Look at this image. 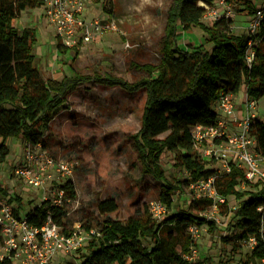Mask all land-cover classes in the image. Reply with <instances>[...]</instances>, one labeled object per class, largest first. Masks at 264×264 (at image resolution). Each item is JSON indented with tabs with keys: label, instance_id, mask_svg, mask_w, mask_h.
<instances>
[{
	"label": "trees",
	"instance_id": "1",
	"mask_svg": "<svg viewBox=\"0 0 264 264\" xmlns=\"http://www.w3.org/2000/svg\"><path fill=\"white\" fill-rule=\"evenodd\" d=\"M201 1L211 5L214 0L173 1L168 11L159 62L134 64L147 75L130 82L112 74L89 75L76 71L73 63L78 59L81 43L71 48L59 43V51H74L69 64L70 74L63 71L62 78H46L34 52L38 27H18L22 13L42 7L45 0H0L1 159L9 152L5 144L9 137L20 136L24 142L41 141L44 144L42 138L54 117L65 107L68 96L83 83L95 81L130 92L144 90L141 127L132 139L142 172L152 174L163 183L160 200L172 209L174 191L215 173L214 168L208 167L211 160L195 155L192 129L198 124L217 123L215 104L220 94H238L245 85L250 98H264V23L256 35L234 33L231 29L233 20L227 17L210 26L205 25L202 21L207 9L199 4ZM245 9L252 16L258 7L247 1ZM194 26H201L206 32L204 41L184 45L180 42L181 35ZM251 40L255 43V54L250 64L247 55ZM207 43L213 44L212 49L206 47ZM251 133L257 139V151L264 157V118H255ZM166 151L174 154L177 166L188 172L187 178L174 184L169 181L161 164ZM242 184L244 189L239 188ZM216 186L218 194L225 198L224 203H218L220 210L229 207L230 196L239 201L227 226L233 235L223 236L222 241L232 243L233 250L239 251L243 243L254 239L252 252L244 264H262L264 184L247 180L244 171L232 164L230 172L217 177ZM63 187L70 200L76 198L71 179ZM0 191L9 194L6 188ZM8 201L16 202V213L19 215L24 211L28 221L35 226L44 224L51 215L55 222L65 227V205L57 207L45 201L26 209L24 199L16 194ZM32 203L30 201L29 205ZM213 205L214 199L199 197L190 199L187 207L179 208L161 221L154 219L148 208L139 216L106 218L98 228L100 235L90 240L81 264H228L223 260L215 262L210 256L195 261L183 257L191 245H197L188 230L190 225H208L211 231L217 230L216 220L202 214ZM98 206L103 215L119 209L113 198L100 201ZM85 227L91 228L89 225ZM145 241L152 246L146 245ZM0 264L14 262L3 259Z\"/></svg>",
	"mask_w": 264,
	"mask_h": 264
},
{
	"label": "rangeland",
	"instance_id": "2",
	"mask_svg": "<svg viewBox=\"0 0 264 264\" xmlns=\"http://www.w3.org/2000/svg\"><path fill=\"white\" fill-rule=\"evenodd\" d=\"M173 1L94 0L87 6L86 20L105 21L108 18H116L119 29L82 44L78 59L73 63L76 71L89 75L112 74L130 82L147 75L134 64L159 62L168 11ZM247 1L253 0L226 2L231 6L229 18L237 25L231 26L236 34L248 33L249 14L245 9ZM255 2L258 8L264 6V0ZM211 7L218 9L220 16L228 13L226 7L221 4H214ZM32 10L40 22L34 43L40 70L46 78H62L63 71L70 74L69 64L74 51L69 49L63 53L58 50L60 39L55 28L47 20L43 6ZM26 19L25 16L22 20ZM22 20L20 16L18 21L20 28L23 27ZM215 21L210 17L203 18L202 22L210 26ZM205 37L206 32L201 26H194L181 35L180 42L184 45L187 42L201 43ZM206 47L212 49L213 44L207 43ZM245 94L242 86L236 97L238 106L244 104ZM144 100V90L130 92L119 86H107L91 81L81 84L72 92L65 107L54 117L50 129L42 140L56 159L70 160L75 166L70 179L74 182L77 196L65 205L67 210L65 227L68 230L78 225L99 228L106 218L125 219L139 216L146 208L149 209L153 200H160L163 183L152 174L142 172L132 139V135L141 127ZM256 113L259 119L264 118V98L257 101ZM5 144L9 152L4 159L0 157V189L13 190L14 194L24 199L26 209H30L40 203L41 192L30 188L14 174V169L24 153V140L20 136L9 137ZM195 155L202 157L197 152ZM161 164L166 177L173 184L188 177V172L177 166L174 154L169 151L163 153ZM208 167L224 170L222 162L217 160H211ZM239 188L244 189L245 185L242 184ZM11 196L10 193L4 195L0 191L2 201L9 200ZM172 197L173 207L163 218L175 214L179 208L188 206L190 200L188 186L182 185L181 189L174 191ZM107 198L115 199L119 209L115 213L103 215L98 205ZM30 201H33L32 205H29ZM238 202V199L230 196L229 207L226 209L210 207L204 211L216 220L217 230L211 231L208 225L201 227L199 237L196 239L199 250L197 259L210 256L215 262L223 260L228 264L245 263L247 256L252 252L249 243H243L241 249L235 251L232 243L225 244L222 241L223 236L233 235L227 230V226ZM88 244L76 253L55 258L50 264H81L82 255L86 253ZM145 244L152 246L149 241H145ZM13 262L21 264L17 259Z\"/></svg>",
	"mask_w": 264,
	"mask_h": 264
},
{
	"label": "built area",
	"instance_id": "3",
	"mask_svg": "<svg viewBox=\"0 0 264 264\" xmlns=\"http://www.w3.org/2000/svg\"><path fill=\"white\" fill-rule=\"evenodd\" d=\"M94 0H45L43 5L47 20L55 28L60 43L64 47H74L78 44L91 42L94 38L109 31H117L119 22L116 18L105 21L98 19L88 21L85 13L87 6ZM228 0H214L213 4H221L228 13L220 16L219 10L201 1L207 9L204 18L212 17L219 20L229 18ZM230 9V10H229ZM264 23V6L248 20V33L256 35ZM253 40L249 42L247 55L251 64L254 57ZM234 93H222L218 97L215 108L217 123L213 125L198 124L192 129L194 151L202 157L221 161L224 170L214 168L215 173L207 178L192 181L188 188L190 199L207 197L214 199L212 207L218 208V203H224L225 198L217 191V177L231 171L232 164L245 173V178L253 183L264 184V157L257 151V139L251 133V125L257 118V99L250 98L246 92L243 112L239 113ZM24 153L14 173L27 186L40 194V204L49 201L54 206L63 207L70 201L63 184L73 173L74 162L56 159L49 149L41 142H24ZM18 205L0 200V260L17 259L21 264H50L55 258L76 253L85 248L92 238L100 235L98 228H86L80 225L72 229L62 227L54 221L51 215L41 226L31 224L25 213L17 214ZM167 205L161 200H153L149 211L153 218L161 221L168 212ZM210 218L206 213H202ZM192 237H199L201 227H188ZM197 241V240H196ZM252 247L254 239L248 242ZM199 256L197 245H191L190 250L183 254L188 261H195ZM264 264V262L262 263Z\"/></svg>",
	"mask_w": 264,
	"mask_h": 264
},
{
	"label": "crops",
	"instance_id": "4",
	"mask_svg": "<svg viewBox=\"0 0 264 264\" xmlns=\"http://www.w3.org/2000/svg\"><path fill=\"white\" fill-rule=\"evenodd\" d=\"M253 3H256L255 2V0H253L252 1ZM257 4V3H256ZM256 7H258V6H256ZM33 8H31V9H27L26 11H24L23 13H22V15H21V20L23 19V17H27V19L26 20H22V24H23V27L22 28H24V27H30L31 25H36L37 27H38V25H40V22H38V17H37V15L36 14H34L32 11ZM249 18H250V15H249ZM19 21V20H18ZM247 25H248V22H247ZM232 26H237L236 24H233ZM18 27H20L19 26V24H18ZM248 31V30H247ZM244 92L246 93V86L244 85ZM236 95H238V94H236ZM244 101H245V99H244ZM243 101V102H244ZM243 106H244V104L241 106H238V108H239V113H242L243 112ZM15 174V173H14ZM17 177V176H16ZM10 194H12V195H14V191L13 190H9L8 191ZM37 204V203H36ZM40 203H38L37 205H39ZM24 213V212H23ZM54 261V260H53Z\"/></svg>",
	"mask_w": 264,
	"mask_h": 264
}]
</instances>
